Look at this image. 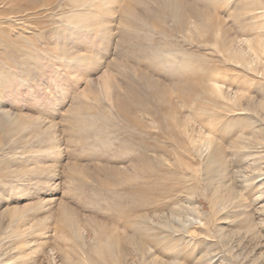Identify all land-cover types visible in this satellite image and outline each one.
Listing matches in <instances>:
<instances>
[{
	"label": "rangeland",
	"instance_id": "1",
	"mask_svg": "<svg viewBox=\"0 0 264 264\" xmlns=\"http://www.w3.org/2000/svg\"><path fill=\"white\" fill-rule=\"evenodd\" d=\"M0 264H264V0H0Z\"/></svg>",
	"mask_w": 264,
	"mask_h": 264
},
{
	"label": "bare ground",
	"instance_id": "2",
	"mask_svg": "<svg viewBox=\"0 0 264 264\" xmlns=\"http://www.w3.org/2000/svg\"><path fill=\"white\" fill-rule=\"evenodd\" d=\"M241 62H242V61H241ZM216 88H217V87H216ZM215 91L221 92L219 88H217V90H215ZM221 97H223V96H221Z\"/></svg>",
	"mask_w": 264,
	"mask_h": 264
}]
</instances>
